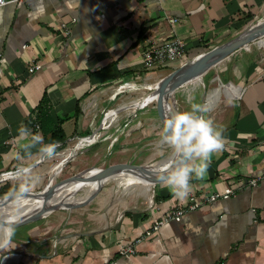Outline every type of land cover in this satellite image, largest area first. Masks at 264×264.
Here are the masks:
<instances>
[{
	"label": "crops",
	"instance_id": "crops-1",
	"mask_svg": "<svg viewBox=\"0 0 264 264\" xmlns=\"http://www.w3.org/2000/svg\"><path fill=\"white\" fill-rule=\"evenodd\" d=\"M251 16L256 22L264 19V0H19L0 5V174L21 165L34 169L44 160L36 149L30 158H15L21 151L18 130L44 96L40 112L56 134L64 135H43L45 144L89 135L107 108L114 109L104 113L103 126L118 113L136 109L148 123L145 133L133 129L131 118L116 116L113 129L75 159V170L85 160L94 167L110 152L114 163L149 161L160 147L155 105L164 76L207 46L220 45L252 26L246 23ZM72 18L71 32L64 35L58 26ZM170 39L182 43L180 56L161 68L145 69V49ZM256 42L264 46L262 40ZM251 49L245 57H234L236 71L218 70L204 83L211 68L201 80L188 81L176 91L178 110H190L186 97L194 94V102L209 108L206 118L223 128L226 141L225 150L212 155L204 179L190 181L186 198L178 199L159 182L152 197L147 190L145 202L130 208L123 204L117 217H97L88 230L45 243L47 228L34 227L28 231L30 240L14 242L16 260L4 261L8 254L0 264H264V57L259 54L257 60ZM34 63L40 69L28 73ZM123 84L135 86L133 94H141L142 88L150 91L122 104L130 96L117 94L116 87ZM95 137L79 138L75 148ZM70 156L61 155L51 179ZM251 179H257L255 186ZM15 184L13 179L0 182V197ZM227 188L233 194L207 202L209 195ZM191 196L200 201L198 207L160 226L134 254H119L162 215L187 208Z\"/></svg>",
	"mask_w": 264,
	"mask_h": 264
},
{
	"label": "rangeland",
	"instance_id": "rangeland-1",
	"mask_svg": "<svg viewBox=\"0 0 264 264\" xmlns=\"http://www.w3.org/2000/svg\"><path fill=\"white\" fill-rule=\"evenodd\" d=\"M254 19L255 18H253V16H251L246 21V23L249 22L251 25H254L257 23L256 20H254ZM259 21H261V20H259ZM261 40L264 42V38L260 39V41ZM248 48H252V49L254 48V50H256L254 57L257 60H259V54H260L261 58L264 57V46L260 45L258 47L256 41L254 43L249 44ZM248 48L239 49L238 51L234 52L228 59H226V60L222 61L220 64H218V66L216 65V66L212 67L214 69L210 73H208L206 75V77L203 79L204 83H206L208 80L212 79V77H214L213 75L216 74V72H218V70L221 71V70H224V68H228V71L234 72V69L236 71L237 67L232 66L231 62L233 64L234 57H237L241 53L244 54V57H245V54L248 52V50H247ZM205 49H206L205 50V52H206L212 48L207 46ZM197 80L198 79H194L192 81H197ZM124 85L125 84L119 85L116 87V89H117V94H119L121 96L130 95L126 99L122 100L123 101L122 104H126V105L131 104L136 99V97L144 96L146 93H148L150 91L149 89L142 88L143 89V90L141 89L142 93L138 94V95H137V93H135L136 94L135 95V94H133L134 90H135V86H132V88H127ZM144 86H146V85L143 83L141 85V87H144ZM174 98H175V101L178 99L176 92L174 94ZM151 107H152V105H151ZM151 107H148V108L151 109ZM110 109H114V108H107L102 112V116L100 118L99 124L89 135L81 136V137L75 136V137H73L67 141H62L63 142L62 144H60V143L58 144L59 146L56 149L57 155L54 158L44 159V160L40 161V163L35 165V168L33 170L41 176V182L35 188L30 190L29 192L34 193L37 196H41L44 193H46L43 190H45V188L47 186L50 187L54 184L55 185L57 184L55 187L60 188V186H62L63 183L60 184L57 182L64 180V179H68L70 177H73L77 173L87 171L91 168L100 169V167H106V166L111 165V164L123 163V162H115V163L110 162L109 159L112 157V152H110L108 155L106 154L102 158L101 161L97 162V164H93L94 167L92 166L90 168L88 166L90 163L88 164L87 160H85V164L78 165L79 166L78 170H75V167L73 168V164H75V159L81 158V156L83 154V150L86 147H88V145H92V144L96 143L98 140L103 139V137H105L107 135L104 133H108L109 131H111L113 129V124L115 123V119H116L115 117L116 116H123L124 115L128 119L131 118V121L133 122V123L131 122L133 125V129H137V130L141 129L145 133L148 132V129H147L148 123L146 120H143V121L140 120L142 113H140V110H137V109L134 111H130V110L126 111L125 110L123 112H120L103 126L101 124V119H102L104 113H106ZM153 110H154V108H153ZM141 111H143V110H141ZM153 114L156 117L155 110L153 111ZM100 124L102 127L97 132L95 140L93 142L86 144V145H83L79 148H75V143L79 138L88 137V136L92 135L93 132L98 128V126ZM157 125L159 126L158 129L162 128V125L159 122ZM150 138H151V136L148 137L147 140L152 143V141H154V140H152ZM148 141H147V143H148ZM144 142L146 143V140ZM158 144L160 147L155 149V153L150 158L149 161L142 163L137 159L136 160L133 159L132 162H125V163H130L133 165H141V166L150 165V164H153V163L163 159L167 154H169L172 151L167 146H162V145H160V143H158ZM67 152H70L71 156L65 162L61 173L58 174V176L55 178V180L51 179L52 173H53L52 170L54 169V166L57 165L58 162L60 161L61 155H64ZM76 171H78V172H76ZM5 177L8 178L7 175H5ZM154 180L155 179L152 180L151 184L149 183V184H142L139 186L137 185L136 187L129 188L128 191H127V189H125L126 192L124 190V187L122 188V186H117L114 182H108V183H105L100 188L99 192L93 196L94 198H92L88 201H85L86 203L81 204L78 207L71 208V209H69V207L71 205H69V206L64 205V206H61L60 208H55V209L51 210L49 213H45V215L40 216L37 219H35L37 215H35V213H31V212H36V209H38L39 207L29 206V207H19V208L14 209L13 211H11V216L14 219H17L19 221L17 224H19L21 222H25V221H29V222H27L26 224H21V225L15 226V234L12 237L11 242L8 245L9 250L0 249V261L3 259L4 256L14 253V250H15L14 246H13L14 242H22V241H24V239L30 240L28 231H30L34 227L47 228V230H46L47 231V235H46L47 240L45 242V243H47L50 240L60 239L67 233H75L78 231L82 232V231L88 230L91 228L90 222H94V220H96L95 218L101 217L107 213H110L113 216L117 217V215H119L120 212L123 210V208H120V206L123 205L124 203H125V208L126 207L130 208V207L136 206V204H141L142 202H145L144 201L146 199L145 194H146L148 189H149V192L147 193V196H148V198L152 197L153 187L156 184H159V182H161V181H155L154 182ZM16 186H17V182H16L14 187H16ZM7 194H8V192H6L5 195H7ZM76 194H77V195H75L76 197H79V196L81 197L84 195V191H82V190L79 191V189H78ZM99 199L103 200L105 203L102 204L101 202H98L97 200H99ZM79 201L80 200H74V202L72 204L82 203ZM28 212H30V213H28ZM31 219H32V221H30ZM26 245H28V244H26ZM15 248H17V247H15ZM14 260H16V259H14Z\"/></svg>",
	"mask_w": 264,
	"mask_h": 264
},
{
	"label": "clouds",
	"instance_id": "clouds-1",
	"mask_svg": "<svg viewBox=\"0 0 264 264\" xmlns=\"http://www.w3.org/2000/svg\"><path fill=\"white\" fill-rule=\"evenodd\" d=\"M194 101V94L189 93L186 102L190 105V110L170 108L162 120L159 133L160 145L172 150V159L164 165L160 179L178 199L189 195L192 190L190 181L193 178L204 179L212 155L225 150L226 146L223 128L214 126V122L204 115L209 108ZM18 131L17 142L21 151L15 155L17 160L30 158L32 149L37 150L41 159H52L57 155L58 143L45 144L40 132L33 133L26 126H21ZM6 175L17 182V186L7 194L14 202L23 199L25 193L41 182V176L31 166H18L14 172ZM18 222L11 215L0 220V249L9 250L8 245Z\"/></svg>",
	"mask_w": 264,
	"mask_h": 264
},
{
	"label": "bare ground",
	"instance_id": "bare-ground-1",
	"mask_svg": "<svg viewBox=\"0 0 264 264\" xmlns=\"http://www.w3.org/2000/svg\"><path fill=\"white\" fill-rule=\"evenodd\" d=\"M263 20L258 21L257 23L262 22ZM171 159L172 151L163 159L153 164L143 166L140 165L138 168L118 170L110 176L100 179H97L96 177L97 172L100 169L91 168L87 171L77 173L75 176L70 177V179L66 180L63 185L60 186V188H55L51 194L44 193L41 196H37L34 193L28 192L24 194L23 199L15 202L8 195L2 196L0 198V220L7 219L11 215V211L19 207H39L35 212V215H37L40 212H44V214L49 213L54 207L60 208L64 205H72L74 200H80L79 202L88 201L94 198L91 196L98 193L100 188L108 182H114L117 186H122V188L124 187V190L127 189L128 191L129 188L136 187L137 185L151 184L153 179H155L154 182L161 181L160 173L164 168V165L167 164ZM77 188L79 191H84L83 196H75L77 195ZM17 256V253L11 254V256L6 257L4 261L15 259ZM1 263L3 262L1 261Z\"/></svg>",
	"mask_w": 264,
	"mask_h": 264
},
{
	"label": "water",
	"instance_id": "water-1",
	"mask_svg": "<svg viewBox=\"0 0 264 264\" xmlns=\"http://www.w3.org/2000/svg\"><path fill=\"white\" fill-rule=\"evenodd\" d=\"M264 38V20L257 24H254L238 34L237 36L225 41L224 43L213 47L212 49L203 52L196 56L193 60L181 65L180 67L174 69L166 76H164L163 80L161 81L160 88H159V96L156 101L155 110L158 118L161 121L164 116L167 114L168 110L171 108L173 110H178L174 94L175 92L187 81H192L197 78H201L209 69L221 63L224 59L232 55L234 52L238 51L239 49L248 47L249 44L254 43L260 39ZM101 124L98 128L93 132L91 136L96 135V133L100 130ZM140 165H133L130 163H116L111 164L106 167H101L100 170L97 172V179L110 176L114 172L122 169H131V168H138ZM77 178V177H74ZM61 180L57 183H64L66 180ZM57 185V184H56ZM55 184L52 186H47L44 192L47 194H51L54 189L56 188ZM94 196V195H93ZM91 196V197H93ZM86 202H82L79 204H72L69 209L78 207L81 204ZM57 207L52 208L51 210ZM45 215L43 213L37 214L36 218ZM32 221V220H31ZM29 221L21 222L16 225L26 224ZM15 225V226H16Z\"/></svg>",
	"mask_w": 264,
	"mask_h": 264
},
{
	"label": "built area",
	"instance_id": "built-area-1",
	"mask_svg": "<svg viewBox=\"0 0 264 264\" xmlns=\"http://www.w3.org/2000/svg\"><path fill=\"white\" fill-rule=\"evenodd\" d=\"M13 1L19 2V0H9V1L2 0V2H0V5H4ZM173 21L174 20H171V22ZM74 22L75 19L73 18L69 21L61 22L58 28L62 30L64 35H69ZM181 49H182V43L178 39L165 40L159 44L151 45L148 48H146L145 51L142 53L143 67L147 70L161 68L169 61L178 58L180 56ZM40 67L41 66L39 63H34L27 68V71L28 73H33L34 71L39 70ZM36 128H38V126H36ZM10 172H14V171L4 172L0 174V182H4L11 179L9 177L8 178L5 177V175ZM249 183L252 186H255L257 183V179H251ZM231 194H233V190H231V188H227L222 193L217 192L209 195L207 198V202H212L219 198H226ZM189 201L190 204L188 205L187 208L177 207L165 213L159 219L154 221L150 226V228H148L141 236L123 245L119 250V254L122 256L134 254L135 247L138 244H140L146 237L150 236L153 232L157 231L160 226L170 221H178L183 216V214L187 212V210H193L196 207H198L200 204V201L196 199L194 196H191L189 198Z\"/></svg>",
	"mask_w": 264,
	"mask_h": 264
},
{
	"label": "trees",
	"instance_id": "trees-1",
	"mask_svg": "<svg viewBox=\"0 0 264 264\" xmlns=\"http://www.w3.org/2000/svg\"><path fill=\"white\" fill-rule=\"evenodd\" d=\"M45 96L42 98V101L38 105V107L31 113L29 119L25 122V126L32 129L33 132L36 130L40 131L42 135L49 134L50 136H57L59 138H64L62 132L60 134H56L54 128L49 124V121L46 115L41 111L43 104L45 103ZM38 126V128H36ZM60 131V130H59Z\"/></svg>",
	"mask_w": 264,
	"mask_h": 264
}]
</instances>
